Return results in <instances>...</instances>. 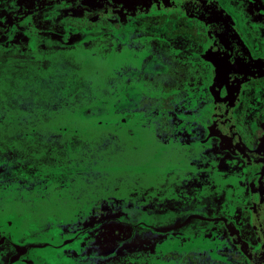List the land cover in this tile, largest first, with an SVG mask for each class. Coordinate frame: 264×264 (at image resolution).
<instances>
[{
	"label": "rangeland",
	"instance_id": "1",
	"mask_svg": "<svg viewBox=\"0 0 264 264\" xmlns=\"http://www.w3.org/2000/svg\"><path fill=\"white\" fill-rule=\"evenodd\" d=\"M67 1L0 0V48L7 50L8 47V50L16 52L15 57L6 59H2L0 54V206L6 213H0L2 227L9 228L15 239L21 240L20 233L24 234L26 231L24 228L32 223L33 228L38 227L33 231L27 230L25 234L51 242V236L42 233L43 228L39 226V215L44 218L49 217L54 220L56 228L66 235L59 248L63 249L64 244L72 241L77 243L84 239L83 246L87 248L85 255L92 264H103L106 258L114 261L117 259L120 261L119 264H186L187 258L182 257L184 253L195 251L199 254L200 250L208 251L209 245L215 246L218 251L214 255H210L208 251L209 258L205 255L201 258V263L219 264L218 259L221 254L234 249L236 252L241 251L240 253L245 256V258L243 256L237 258L241 259L242 264L260 263L259 259L262 258L264 264L262 249L264 241L259 236L260 229L254 226L250 235L242 237L246 225H256L251 215L254 209L251 210L250 207L251 201L260 200L258 186L262 174L259 168L254 166L257 172L246 178L244 174H233L230 167L228 170L222 169L223 172L214 167L218 171L214 179L212 173L210 177H206L205 175H208L206 173L188 172L186 174L188 178L174 175L171 180L166 179L161 187L158 183L157 185L153 183L152 187H149V184L137 181L135 185L137 188H142L143 194L140 196V202H135L132 201V197L127 196L131 194V188L123 192L121 187L128 186L127 183L137 175H133L132 172L136 173L140 169L141 176L142 170L148 164V146L136 148L135 158L132 155L135 147L128 142L126 130L121 123L125 119L131 121L137 118L136 124H143L153 129L151 135L155 136V140L158 139V144H167L168 140H162L157 134L165 129L169 130L167 127L164 129L163 125L159 126L163 123L161 121L163 111L160 109V105H164L163 98L159 104L155 102L139 114L132 111L114 114L113 105L115 108L117 105L115 102L113 104L114 98L111 97H115V94L110 90L109 103L104 104L107 108H97L96 111H88V107L79 114L71 113L64 110L68 105L53 106L50 102L52 97L60 101L58 97L68 93L65 92L66 88L60 90L51 83V80L57 78L52 76L54 71L51 60L57 55L58 60L61 54L62 57L72 54L70 49L64 51L67 46H84L87 50L89 48L94 56L114 58L116 40L123 41L124 45L128 44L131 47L132 41L138 37L139 41H136L135 45L139 47L141 56L144 52V55L152 61H161L164 55L159 54H164V42L165 46L171 47L166 55L173 64H176V61L181 59L182 47L179 40L187 39L188 43L192 38L191 34L187 35L189 33L179 32V26L186 25L191 20L183 17L184 15L179 12L183 0H174V2L172 0H82L90 6L105 4L108 14L113 15L110 20L114 26H119V22L130 25L140 17L141 28H92L87 25L72 29L64 28L59 32L53 31L51 27L38 28V33L30 30V28L37 29L35 24L39 26L41 23L42 26L47 24V21L51 23L54 17L55 21L59 22L69 13L73 17L76 16L74 19L81 17L87 19L83 10L70 8L66 4ZM46 4L53 5L48 16L34 19L32 16L28 17L34 10H39ZM136 6H139L140 11L133 14ZM178 14L181 16L177 17ZM162 15L164 17H161ZM148 17L150 21L146 22ZM143 21L152 28H143L147 25ZM197 24L204 25L203 21L198 20ZM199 29L201 31L197 34L198 38L210 40L205 34L208 33L207 28ZM199 29L196 28V31ZM225 32L226 43L241 44L246 49L248 45L253 48L259 45L261 49L250 52L251 57H254L253 53L257 59L264 56V28H225ZM211 39L216 45L217 40H214L212 35ZM256 39L259 42H256ZM40 51L49 59L46 67L38 62H28L32 59L26 61L21 58L34 57L36 61ZM147 52H150V55ZM39 66L45 72L39 73ZM175 67L173 65L172 69L174 70ZM67 68L62 70L66 71ZM20 69H23L22 75ZM128 73L131 75L130 71ZM10 74H12L11 79H9ZM5 75L8 80L2 79ZM109 75L114 77L112 71ZM35 76L38 78V85H32ZM159 76L160 74L155 76L157 84H159L157 82ZM64 81L67 84V80ZM109 84L110 88L115 87L114 80H110ZM2 86L7 89L3 90ZM156 97L158 99L159 95ZM53 110L57 111L53 113ZM116 115L118 119L115 120ZM104 116L109 117L105 121H100L101 124L94 120ZM130 131L129 129L128 136ZM178 136L179 132L174 138ZM182 147H179L181 149L179 153L184 154L187 162L188 153L183 152L184 147ZM230 150V153H234L231 147ZM153 151L155 155V150ZM137 158H139L138 162ZM131 159L136 163H132ZM213 163L217 165L216 162ZM219 163L224 162L221 160ZM186 167H188L187 163ZM226 172L228 175L225 174ZM142 177V179H152L153 174L144 173ZM190 177L193 182H187ZM249 183L252 184L250 189L253 191V196L249 195L246 189ZM202 185L206 188L204 191L209 189L205 197L219 201L221 204L224 201L231 202L228 205L229 209L224 208L225 212H221V216L218 214L212 224L210 219L202 224L201 217H197L199 220L197 224L182 227V224L175 221L177 220L175 216L181 218L189 217L190 214L195 216L202 210L181 211L177 203L170 202L172 194L169 192L173 190L172 193L174 191L178 193ZM21 188L36 192L24 193ZM150 188L153 190L151 203L147 200ZM37 192L45 199L50 201L53 199L54 218L50 216L51 209L42 207V214L33 211L31 201L36 199ZM15 193L21 197L20 200L16 198V201H2L7 194ZM247 199L249 201L246 202ZM59 200L61 203H68L67 213L60 211L62 207L59 208V204L55 202ZM46 211L49 213H45ZM201 229L206 231L205 235L201 234ZM182 231H194V238H190L188 234L184 235L185 232ZM231 244L235 247L232 248ZM52 248L56 246L36 250L39 249L37 253L42 255ZM60 251L53 252L55 259ZM169 251L176 252L179 256L165 259L163 255ZM254 253L256 257H253ZM229 256L226 264H236L233 257ZM99 259L102 260L101 263ZM57 261L63 264L62 260Z\"/></svg>",
	"mask_w": 264,
	"mask_h": 264
},
{
	"label": "flooded vegetation",
	"instance_id": "2",
	"mask_svg": "<svg viewBox=\"0 0 264 264\" xmlns=\"http://www.w3.org/2000/svg\"><path fill=\"white\" fill-rule=\"evenodd\" d=\"M225 1L226 4L222 0H183L181 3L179 12L184 15L183 17H187L188 19L190 18L191 20L188 21V24L179 26V32H182V34L189 33L187 35L191 34L190 36L192 38L188 43L187 39H185V41L181 39L179 40V44H181L180 46L182 47L180 54L181 59L176 61V64L179 65H176L175 63L173 64V61H171V71L173 70V65L176 66L173 70L174 74L172 75L171 73L170 78L162 80V84H164V88L162 89L166 92L161 90L160 95L162 97L165 96L164 105L167 106L165 113L163 112L162 114L163 116L161 117V121L162 118H166L163 128L165 129L167 127L169 130L167 131L165 129L161 131L158 133V136H161L162 140L167 139L168 141L165 145L158 143L151 145L149 143L135 145L131 143L135 147L132 150V155L135 158L136 148L140 149V147L143 148L144 146H148V164H146V167L142 170L141 176L139 175L140 169H137L138 172L136 171V173L132 172L133 175H137L133 176L134 178H132L130 182L127 183L129 184L128 186H122L121 189H123L124 192L131 188V194L127 196L132 197V201L140 202V196L143 194V191L141 190V187L137 188V185L135 184L137 181H142L143 184L148 182L149 179H142V175L144 173L148 174L152 172L154 181L152 180L151 184L154 183L157 185L158 183V185L161 187L162 184H165L167 181L166 179L170 178L171 180L173 178L174 175L171 176L172 171L169 172L168 169H170V167L175 164H182L184 167H186L187 163L188 167H186V173L189 172L192 174L194 171L198 174L206 173L208 174L205 175L206 177H210V174L212 173V179L215 178V176L218 174V171L223 172L222 169L228 170L229 167L230 170L233 171V174H244L246 178L254 175V172H257V170L254 169L255 166L260 169V173L262 174V180L260 179L261 182L258 186L260 200H257V202L251 201L252 206L250 207L251 210L254 209L253 213L251 212V215L253 220L256 222V225H246V227L243 228L242 237L250 235L252 232V227L255 226V228L260 229L259 231H261V234H259V236L261 237V240L264 241V106L257 105L252 107L250 105V98L253 97V93H255L256 96H262L261 103H264V56L257 59L253 53L254 57H251L252 54L250 52L261 49V46L259 45L254 48L251 45H248L247 50L246 47L242 46L241 44L226 43L225 38L227 39V37L224 35V33L226 34L225 28H245V16L242 12L238 13L235 11L236 3H239L241 0ZM259 1L260 5L263 4L264 6V0ZM172 2H174V0H172ZM66 4H68L72 9L83 10L87 19H84L83 17L74 19L76 16L73 17V15L70 13H67L68 15L65 16L66 18H63L59 22H56L54 17L52 18L51 23L47 21V24H43L42 26L41 23L39 26L35 24L37 29L30 28V30L34 33H38V28L46 29L51 27L53 31L59 32L64 28L72 29V27L78 28L87 25L92 28H141L140 24L142 22L139 19L140 17L135 19V22H132L130 25L125 23L123 24L121 22L118 23L120 24L119 26L112 25L110 17L113 15L108 14L105 8L106 5L103 3L99 4L98 6H90L86 4V2L83 3L82 0H68ZM52 6L53 5L46 4L43 6V8L34 10L28 15V17L32 16L34 19L37 17L48 16L51 9L50 7ZM137 11H140L139 6L135 7L133 14H137ZM128 12H130V10H128ZM180 16L181 14H178L177 17ZM161 17H164V15ZM197 20L203 21L204 25H198ZM262 20L264 21V18ZM145 21L149 22V17ZM145 21L143 22L147 25L143 28H152V26L148 27V23ZM196 28H207L208 33L205 34L210 38V40L205 38L202 39V37L198 38L197 34L201 30L199 29L196 31ZM211 35L213 36L214 40H217L216 45H214ZM193 36L196 39L193 38ZM250 37L251 36H249V38ZM249 38L246 40V43H248ZM123 45V41H118V44L114 50L115 56L117 50L121 49ZM127 45L128 44L124 45L125 51L120 52L122 53L121 55L126 56L128 54V50L125 47ZM163 49L170 51L171 47L169 45L165 46L163 42ZM0 54L2 56L5 55L6 58H13L15 57L16 52L13 53L11 50H8L7 47V50H5L4 53L0 52ZM21 58L24 60L32 59L28 62H38L40 64H44V60H47L45 53L41 51L39 52L36 61L34 60V57ZM214 63L219 66L218 71ZM221 68H223L224 71L227 70L228 72L226 71V74L223 72L224 75L222 77L220 76L221 78L219 82L215 79V77L217 72L221 71ZM186 73L189 74L190 79H194L183 85L181 79L185 77ZM228 80V89H220L219 85L227 82ZM109 90L115 94L114 89H111L110 85ZM171 99L175 102L171 103ZM157 100L160 101V98L158 97ZM170 111L172 116H168ZM255 112L257 113L255 114ZM262 115L263 117H261ZM205 119L208 121V123L205 125L206 128H199ZM126 121H129V119L122 120L121 126L122 124L124 126L126 125L128 129H124L126 130L125 134L128 136L129 129H132L128 127ZM212 123H215L216 126L213 129L208 128V126H211ZM254 124H256L255 127L253 126ZM162 125L163 123L159 124V126ZM178 132L179 136L174 138ZM127 139L128 142H131L130 138L127 137ZM190 140H196L198 142V144L193 146L197 147V150L193 149L192 147H188V152L185 153H188L189 160L186 162L187 159L184 157V154L179 153V150H181L179 147L183 146L184 148H182L184 151L186 148L184 143ZM154 146H156L155 149ZM230 147L234 150V153H230ZM174 149H176V151ZM153 150H155V155ZM152 151L153 155L151 153ZM193 151H197V154L204 156L205 159L203 161L196 159L194 157L196 154H194ZM236 158L238 159L237 163ZM132 159L131 162L135 164L136 162ZM138 159L139 158H137V162L139 161ZM177 159L180 160L178 161ZM212 160L216 162V166ZM221 160L224 162L223 164L219 163ZM231 160L232 162L229 163ZM200 166H203L204 169L198 171L192 169L195 167L199 168ZM214 167H216L218 171ZM180 169L181 167L178 165L176 170ZM158 172H161L160 176L156 174ZM225 174L228 175V172ZM188 177L189 176L186 178ZM187 182H193L192 177H190ZM131 184L135 186H130ZM151 184L150 187H152ZM251 187L252 184L249 183L247 184L246 189H248L249 195L253 196V191L250 189ZM21 189L24 193L35 191H28L25 188ZM199 189L202 190V193H198L196 195L195 192H197ZM205 189L206 188H204V186L196 189L192 188L191 190H187V193H191V197L183 195L182 200H170V202L177 203L181 211H186L188 209L202 210L199 213L197 212L198 215L195 216H192V214H190L189 217L186 216L185 218H181V216H175V218H177L175 221L179 224H182V227L197 224V222H199L197 217H201L200 222L202 224L207 223L209 219L211 220L212 224L214 221H216L218 214L221 216V212H225L224 208H228V205L231 203L224 201L221 204L219 201L216 202L210 200L209 198L205 197V194L208 193L209 189L204 191ZM16 198H19V200L21 199V197L16 193L13 195L7 194V196H5L2 201H16ZM147 198L148 202L151 203L152 201L150 198H152V194H148ZM52 201L53 199L51 201L45 199L41 193L37 192L36 199L31 201V204L33 205V211L41 212L42 207H45L47 210L51 209L50 216L54 218V215H52V211L54 210V204ZM247 201L249 200L247 199L246 202ZM55 202L59 204V208L62 207L60 209L62 213H67L66 210H68V208L66 207L68 206V203H61V200H59V202ZM2 212L5 213V209L1 208L0 206V213L2 214ZM45 213H49V211H46ZM59 214L61 213L59 212ZM209 214H211V216H207ZM62 216L64 215L62 214ZM39 218V226H42L43 228L42 233L51 236V242L43 240L42 238H33L32 235H26L25 232L27 230L33 231L38 227L36 226L33 228L32 223L27 224L26 228H24V230L26 229L24 234L20 233L22 239L16 240L17 238L15 239L13 232H11L9 228L2 227V222L0 220V264H59L57 260H62L63 264H92V262L88 261L85 255V253H87V248L83 246L84 239L77 243L72 241L68 244H64L63 249H61L59 246L62 244V241L66 235L56 228L54 225V220L51 218H44L41 215H39ZM182 232H185L184 235L187 236L188 234L190 238H194V231ZM201 232L202 235H205L206 233L204 229H201ZM241 239L242 238H240V240ZM206 245H208V243H206ZM231 245L230 246L232 248L235 247L234 244ZM52 246H56V248L47 250L42 255L37 253L39 250H36L37 248L44 249ZM262 249L264 251V248ZM56 250L61 251L55 259L53 252ZM208 251L210 255H214L218 250L215 246L209 245ZM208 251L200 250L199 254H196L195 251H188L184 253L182 257L187 258L186 264H205L201 263L200 260L205 255L207 257L209 256ZM99 252L101 253L102 251ZM240 252H236L234 249H232L226 254H221L218 259L219 264L228 263L227 257L229 256L228 254L231 255V253H234V255L231 256L233 257L232 259L236 262V264H242L241 259H237L243 256V254ZM163 256L165 259H167L168 257H178L179 255L176 252L169 251L165 252ZM253 257H256L255 253ZM243 258H245V256H243ZM100 259L99 263L102 262ZM116 260L117 259L114 261L106 258L103 264H119L120 261ZM262 260L259 259L260 263L255 264H262ZM212 263H214V260H212Z\"/></svg>",
	"mask_w": 264,
	"mask_h": 264
},
{
	"label": "crops",
	"instance_id": "3",
	"mask_svg": "<svg viewBox=\"0 0 264 264\" xmlns=\"http://www.w3.org/2000/svg\"><path fill=\"white\" fill-rule=\"evenodd\" d=\"M225 4L226 1L222 0ZM235 11L242 12L245 16V28H264V21L262 20L264 18V6L263 4L260 5L259 0H241L239 3H236ZM147 28V27H146ZM253 39V37L251 38ZM138 40V37L135 38V40L132 41V46L129 49V45L125 46L128 50V54L130 55H121L124 52V45L121 47V49H118L116 52L115 58H108V57H101L99 55L91 54V51L84 48V46L79 47H67L64 51L70 49V52H73L72 54L69 53L67 57H59L57 60V56L52 58L51 65L53 67L54 73L52 74L53 77H57L53 80H51V83L54 85V87L63 90L66 88L65 92H68L64 96L58 97V99L51 98V104L53 106L57 105H68L64 107V110L71 112V113H77L84 112L85 108H88L89 110L96 111L97 108H107L104 104L109 103V81L114 80L115 81V97L113 99V104L115 102V105L117 107L115 108L113 105V113L114 114H121V113H127L129 111H132V113L139 114L142 110L148 109L149 106L152 104H155L157 102L158 104L160 101L156 99V95H159L160 100L163 98V104H165V99L163 97H160L161 90L163 92H166L162 88H164V84H162V80L170 78L171 76V59L166 55V50L164 51V55L161 61L155 62L152 61L148 56L144 55V52H141L139 47H136L135 43ZM256 42H259L258 39H256ZM118 44V41L114 44V47H116ZM5 48L1 50L0 52L4 53ZM10 52V51H9ZM148 55H150V52H147ZM2 56V55H1ZM169 59H168V58ZM2 59H6V56L3 55ZM57 60V61H56ZM49 59L44 60L45 67L48 66ZM215 64V63H214ZM179 65V64H176ZM218 71V65L215 64ZM67 70L63 71L62 69ZM23 69H20V75H22ZM112 71L114 74V77H111L109 75V72ZM128 71L131 72V75L128 73ZM227 71V70H226ZM226 71H224L223 68H221V71L217 72V75L215 79L220 82V78L224 75L223 72L226 74ZM45 72V70L40 66V71ZM192 72V71H191ZM228 72V71H227ZM59 74V75H58ZM159 80L157 81L159 84L155 81V76L159 75ZM58 75V76H57ZM38 76V75H37ZM35 76L33 79L32 85H38V78ZM221 76V77H220ZM12 78V74L9 75V79ZM4 80H8L6 78L2 77ZM43 79V78H42ZM194 79V78H192ZM192 79L189 78V74L186 73L185 77L181 79V82L184 84L189 83ZM1 80V77H0ZM67 80V84L64 83ZM229 80L220 86V89H228V83ZM182 85V86H183ZM10 86V85H9ZM7 86V87H9ZM3 87V86H2ZM6 90L7 88L3 87V90ZM112 89V88H111ZM172 90V89H171ZM169 93V92H168ZM227 95V94H226ZM251 102L250 105L252 107H255L257 105H263L264 103H261L262 96H256L255 93H253V97L250 98ZM168 101V100H166ZM175 102L171 99V103ZM144 104V105H143ZM157 107V106H156ZM155 108V107H154ZM161 111L165 113L166 107L164 105H160ZM256 110V109H255ZM57 110H53L54 113ZM121 112V113H120ZM257 112H255L256 114ZM254 115V114H253ZM168 116L171 115V111L168 113ZM109 116H104L100 118H94V120H97L99 124L105 121ZM263 117V115L261 116ZM260 117V118H261ZM114 119H118V115L114 117ZM166 118H162L163 127L165 123ZM135 120L137 118L129 121H126L128 124V127H130L131 135L127 136L130 138V141L132 144L139 145L144 143L154 144L157 143V140H155V136H152V128L148 126H144L143 124H136ZM171 121V120H169ZM208 121L206 119L203 121V123L200 125L199 128H206V124ZM104 124V123H103ZM256 124L253 126L255 127ZM106 126V125H105ZM216 126L215 123H212L211 126H208V128L213 129ZM122 127L125 129H128L126 125L124 126L122 124ZM158 132V131H157ZM158 134V133H157ZM161 138V136H159ZM185 144V149L183 152H188V147H192L193 149L197 150V147H193L198 142L196 140H190L187 141ZM196 156H194L196 159H199L203 161L205 158L202 155L197 154V151H193ZM178 161L180 159H177ZM238 159L236 158V163ZM212 162H215L212 160ZM232 162V160L230 161ZM178 163V162H177ZM240 163V161H239ZM178 165L181 167L180 170H176ZM193 170H202L204 169L203 166H200L199 168H192ZM169 172L172 171L171 176L178 175L182 178H186V172L187 168L184 167L182 164H175L168 169ZM174 171V172H173ZM186 171V172H185ZM195 173V172H193ZM158 176H160L161 172L156 173ZM156 175V176H157ZM155 178V177H154ZM152 179H149L147 184L152 183ZM154 181V180H153ZM203 186V185H202ZM149 194H153L152 188L149 189ZM168 192V191H166ZM173 190H171L169 193L172 194L170 196V200H182V196H188L191 197V193H187V190L175 192L172 193ZM196 195L198 193H202V190H198L195 192ZM191 195V196H190ZM151 199V198H150Z\"/></svg>",
	"mask_w": 264,
	"mask_h": 264
},
{
	"label": "bare ground",
	"instance_id": "4",
	"mask_svg": "<svg viewBox=\"0 0 264 264\" xmlns=\"http://www.w3.org/2000/svg\"><path fill=\"white\" fill-rule=\"evenodd\" d=\"M20 205V204H19ZM21 206V205H20ZM15 232H17V231H15Z\"/></svg>",
	"mask_w": 264,
	"mask_h": 264
},
{
	"label": "trees",
	"instance_id": "5",
	"mask_svg": "<svg viewBox=\"0 0 264 264\" xmlns=\"http://www.w3.org/2000/svg\"><path fill=\"white\" fill-rule=\"evenodd\" d=\"M194 262V261H193ZM195 263V262H194Z\"/></svg>",
	"mask_w": 264,
	"mask_h": 264
}]
</instances>
